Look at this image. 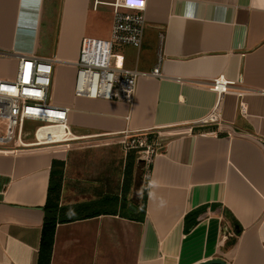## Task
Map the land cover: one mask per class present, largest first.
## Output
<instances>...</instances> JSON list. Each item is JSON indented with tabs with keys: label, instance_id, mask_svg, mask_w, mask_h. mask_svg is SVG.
Listing matches in <instances>:
<instances>
[{
	"label": "crops",
	"instance_id": "0c3cea01",
	"mask_svg": "<svg viewBox=\"0 0 264 264\" xmlns=\"http://www.w3.org/2000/svg\"><path fill=\"white\" fill-rule=\"evenodd\" d=\"M114 1L0 0V79L16 78L20 55L56 56L50 103L69 109L70 142L81 141L0 148V264H38L53 176L51 264H264V0H147L141 49L115 51L163 78H140L132 104L76 97L82 41L110 38ZM220 76L235 85L219 105L209 84ZM218 105L221 129L203 124ZM136 134L154 135L149 178L139 162L135 183L132 159L130 189L106 192L120 140Z\"/></svg>",
	"mask_w": 264,
	"mask_h": 264
},
{
	"label": "built area",
	"instance_id": "2783aa9c",
	"mask_svg": "<svg viewBox=\"0 0 264 264\" xmlns=\"http://www.w3.org/2000/svg\"><path fill=\"white\" fill-rule=\"evenodd\" d=\"M111 6L114 8V22L110 38H85L82 41L79 59L75 64V95L132 104L140 78L161 79L163 74L159 65L150 72L126 69L123 56L115 51L120 47L141 49L146 27L147 0H133L131 4L129 0H115ZM3 54L0 52V55ZM57 62L56 56L41 59L20 55L16 78L0 79V148L13 147L10 151H18L63 144L51 143L46 139L47 132L42 131V128L48 125H59L64 134L71 133L67 120L69 109H59L50 103L53 66ZM234 85L220 76L211 81L209 88L217 94L220 105L222 96ZM219 105L203 124L214 123L221 129ZM31 122L42 124L34 130L32 143L26 140L30 135L26 128ZM153 155L149 151L144 159L148 169L146 178L150 176ZM143 188L145 191L148 189Z\"/></svg>",
	"mask_w": 264,
	"mask_h": 264
},
{
	"label": "rangeland",
	"instance_id": "374dc122",
	"mask_svg": "<svg viewBox=\"0 0 264 264\" xmlns=\"http://www.w3.org/2000/svg\"><path fill=\"white\" fill-rule=\"evenodd\" d=\"M205 124H208V123H205ZM41 125H42L41 123H32V122L29 123L27 128H26V131L29 132L30 135L27 136L26 140L33 139V135L32 134H33L34 130L36 128L40 127ZM153 136L154 135H152V137H151L149 135L136 134V135H133V136L125 137L122 140H120V141H122L120 145H122V147H123V152H122V155H121L122 156L121 165L119 166L120 167V171H119L120 173L115 174L113 172L114 177H111L110 179L106 177L104 179V181H106V182L109 181V183H110L106 187L103 186L106 192L109 190L112 194L113 193L116 194L117 193L116 190L118 189L120 194L121 193H125L124 192V186L127 187V182L128 181H127L126 176L124 178V173L123 172H125V174H126V169H127V167H129V164H131V163L133 164L132 159L135 160V162H136V166H135V169H134V174L136 172L135 183H138L140 181L139 180L140 179V177H139V174H140L139 166L143 165V164H139V162L145 163L146 164L145 166L147 168V163H146V161L144 159L147 157L149 151H150V155H153L154 151H155V146L153 145L154 144V137ZM80 142L81 141L78 140V141H73V142H69V143L79 144ZM69 143L55 144V145L63 146L64 144H69ZM125 161H126V163H125ZM114 166H112L111 168L113 169ZM141 167H143V166H141ZM137 168H138V170H136ZM117 171L118 170H116L115 172H117ZM147 171H148V169H147ZM107 172H109V170H106V173ZM77 175H78V173H77ZM84 177H87V176H84ZM132 184H133V182H132ZM96 187H101V184H99ZM68 188L71 189V187H68ZM79 188H81L83 190V191H81V193L87 191V187L86 186L80 185ZM76 189H77V187H76ZM99 190H100V188L93 189L92 190V194H96V195L97 194H101L102 191L100 190V192H99ZM145 192L146 191L142 188V194H140L141 197L140 198L137 197L136 200H135V202H138V204H139L138 207L139 208L141 206L142 197H143ZM75 193H77V195H75V198L73 199V201H79L80 193L77 192V191ZM131 204L133 205L132 202H131Z\"/></svg>",
	"mask_w": 264,
	"mask_h": 264
},
{
	"label": "trees",
	"instance_id": "16d2710c",
	"mask_svg": "<svg viewBox=\"0 0 264 264\" xmlns=\"http://www.w3.org/2000/svg\"><path fill=\"white\" fill-rule=\"evenodd\" d=\"M134 164H129L127 167V181L130 180V177L133 172ZM53 180V181H52ZM51 180V186L49 188V194L47 199V204L45 206V219L42 228V236H41V244L39 250V258L38 264H51L53 249H54V239H55V230L57 226V215L59 212V201H60V191H61V184L60 181L56 178ZM127 190L130 189V186L127 182ZM146 203H147V192L144 193L141 201L140 211L141 217H138L139 220H144V216L146 214ZM186 220V228L185 231L189 232L197 223V220L193 221L192 223L188 222V216L185 218ZM235 224L236 221H234ZM240 228V227H239ZM241 233V228L237 231V235ZM235 239L233 243H235Z\"/></svg>",
	"mask_w": 264,
	"mask_h": 264
},
{
	"label": "bare ground",
	"instance_id": "6f19581e",
	"mask_svg": "<svg viewBox=\"0 0 264 264\" xmlns=\"http://www.w3.org/2000/svg\"><path fill=\"white\" fill-rule=\"evenodd\" d=\"M42 131L47 132V140L51 143H67L76 139L72 136V133L66 132L64 134L62 127L59 125H48L42 128Z\"/></svg>",
	"mask_w": 264,
	"mask_h": 264
},
{
	"label": "water",
	"instance_id": "95a60500",
	"mask_svg": "<svg viewBox=\"0 0 264 264\" xmlns=\"http://www.w3.org/2000/svg\"><path fill=\"white\" fill-rule=\"evenodd\" d=\"M132 209L136 210V208L134 207H132ZM199 264H228V263L222 259H214V260L205 261Z\"/></svg>",
	"mask_w": 264,
	"mask_h": 264
},
{
	"label": "snow or ice",
	"instance_id": "6c2138e0",
	"mask_svg": "<svg viewBox=\"0 0 264 264\" xmlns=\"http://www.w3.org/2000/svg\"><path fill=\"white\" fill-rule=\"evenodd\" d=\"M141 2H142V0H141ZM129 3H130V4L133 3V0H129Z\"/></svg>",
	"mask_w": 264,
	"mask_h": 264
}]
</instances>
